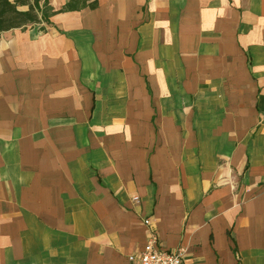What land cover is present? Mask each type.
Returning <instances> with one entry per match:
<instances>
[{"label":"crops","instance_id":"obj_1","mask_svg":"<svg viewBox=\"0 0 264 264\" xmlns=\"http://www.w3.org/2000/svg\"><path fill=\"white\" fill-rule=\"evenodd\" d=\"M48 5L0 32V264H264V0Z\"/></svg>","mask_w":264,"mask_h":264},{"label":"trees","instance_id":"obj_2","mask_svg":"<svg viewBox=\"0 0 264 264\" xmlns=\"http://www.w3.org/2000/svg\"><path fill=\"white\" fill-rule=\"evenodd\" d=\"M95 4H90L93 7ZM76 6L69 2L64 9ZM54 13L48 0H0V32L27 24L48 22Z\"/></svg>","mask_w":264,"mask_h":264},{"label":"built area","instance_id":"obj_3","mask_svg":"<svg viewBox=\"0 0 264 264\" xmlns=\"http://www.w3.org/2000/svg\"><path fill=\"white\" fill-rule=\"evenodd\" d=\"M137 200V197H133ZM148 223V220H144ZM186 249L179 245L175 248L169 249L161 246L158 240L150 237L143 247L127 256L130 264H185L184 255Z\"/></svg>","mask_w":264,"mask_h":264}]
</instances>
